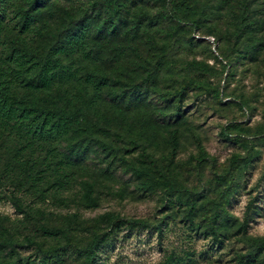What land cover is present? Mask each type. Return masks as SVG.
Segmentation results:
<instances>
[{
	"label": "rangeland",
	"instance_id": "1",
	"mask_svg": "<svg viewBox=\"0 0 264 264\" xmlns=\"http://www.w3.org/2000/svg\"><path fill=\"white\" fill-rule=\"evenodd\" d=\"M167 1L0 0L1 56L10 37L43 51L86 26L90 55L64 60L90 95L87 72L111 83L84 129L57 146L65 188L41 194L46 177L34 192L19 176L16 144L3 143L0 264H83L96 235L105 238L98 264H264V0ZM23 10H33L30 31L16 17ZM89 185L97 207L85 201Z\"/></svg>",
	"mask_w": 264,
	"mask_h": 264
},
{
	"label": "trees",
	"instance_id": "2",
	"mask_svg": "<svg viewBox=\"0 0 264 264\" xmlns=\"http://www.w3.org/2000/svg\"><path fill=\"white\" fill-rule=\"evenodd\" d=\"M38 1L35 0V3L38 4ZM164 2L168 4L167 0ZM96 3L104 8L110 2L96 0ZM245 4L249 5L248 2ZM170 8L173 17L181 23L183 20L179 6L172 4ZM32 12L33 10H23L16 13V17L24 20L23 31L32 29ZM4 33L3 21H0V49ZM88 33V28L81 26L73 34L67 35L60 46H50L43 51L31 50L18 39L10 37L11 50L4 57L0 55V151L3 143L12 141L16 144L14 161L18 164L19 176L31 181L35 187L34 192H39V187L45 185L46 177H50L52 182H47V187L41 194L47 193L51 188H65L70 182L71 176L65 170L63 161H57V146L72 132L84 129L83 119L86 113L96 106L101 92L111 85L109 78L87 72L85 83L94 89V93L90 95L88 86L80 84L77 70L64 60V57L72 58L79 52L84 57L90 55L86 50ZM69 85L72 89H77L71 92V98L57 99L62 96L63 88L66 86L68 89ZM19 86H26L35 93L44 92L50 95L51 101L46 102L45 106L31 103L19 97ZM79 86L82 90L78 89ZM98 131L106 130L99 127ZM9 171L10 175L15 173L14 170ZM49 171L51 174L48 175ZM84 198L86 203L97 207L92 186L89 185ZM101 218L112 227L120 223L118 215L107 214ZM43 231L51 235L65 233L59 229L43 228ZM103 239L105 238L98 235L92 238L85 250L87 258L83 264H98L97 247ZM25 240L27 244H36L28 236ZM6 243L13 246L14 241L9 239ZM55 251L49 252V255H54L52 253Z\"/></svg>",
	"mask_w": 264,
	"mask_h": 264
}]
</instances>
